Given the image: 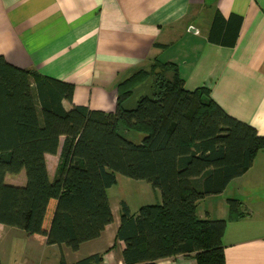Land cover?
<instances>
[{
	"label": "trees",
	"instance_id": "trees-1",
	"mask_svg": "<svg viewBox=\"0 0 264 264\" xmlns=\"http://www.w3.org/2000/svg\"><path fill=\"white\" fill-rule=\"evenodd\" d=\"M242 21L217 11L209 41L234 46ZM150 64L158 71L149 78L144 67L131 72L118 84L115 110L107 112L67 109L63 101L72 100L73 84L0 55V223L78 250L114 221L108 189L121 173L147 180L162 194V203L134 214L121 202L117 239L125 243L124 264L180 255L198 264L225 263L223 236L228 221L245 216L243 202L228 199V219H202L197 205L250 169L264 135L229 114L208 87L187 90L175 63ZM61 145L51 179L46 154H57ZM23 170L24 185L6 183L8 174ZM102 260L97 253L72 264ZM61 264L69 263L62 257Z\"/></svg>",
	"mask_w": 264,
	"mask_h": 264
},
{
	"label": "crops",
	"instance_id": "crops-1",
	"mask_svg": "<svg viewBox=\"0 0 264 264\" xmlns=\"http://www.w3.org/2000/svg\"><path fill=\"white\" fill-rule=\"evenodd\" d=\"M217 11L243 17L232 47L208 39ZM0 55L73 84L72 100L63 101L67 109L107 112L115 110L118 84L131 72L156 60L172 62L187 90L208 87L229 114L264 135V0H0ZM61 148L46 154L51 179ZM229 198L243 202L245 216L228 221L224 264H264V149L223 193L201 200L197 215L228 219ZM122 201L116 203L118 217L110 201L114 221L78 250L0 223L2 264H61L62 257L72 264L97 253L100 264H124L125 243L117 239ZM156 264L198 263L180 255Z\"/></svg>",
	"mask_w": 264,
	"mask_h": 264
},
{
	"label": "rangeland",
	"instance_id": "rangeland-1",
	"mask_svg": "<svg viewBox=\"0 0 264 264\" xmlns=\"http://www.w3.org/2000/svg\"><path fill=\"white\" fill-rule=\"evenodd\" d=\"M143 69L149 75L148 78L158 71V69L151 64L144 67ZM149 83L150 82L148 81L144 85L142 88L143 90H141L142 92L149 90ZM130 137L137 141L142 138V133L131 132ZM22 176L24 179V185L26 183L25 171L22 172V175L8 174L6 176V183L20 185L19 182L21 181ZM116 180V184L110 190H108V196L113 204L116 217H118L116 203L118 205V203H120L119 201L121 200L127 202L133 214L137 213L139 208L143 205L162 203V194L160 190L154 188L153 185L147 180L131 178L121 173H116ZM201 207L202 206H200V211Z\"/></svg>",
	"mask_w": 264,
	"mask_h": 264
}]
</instances>
